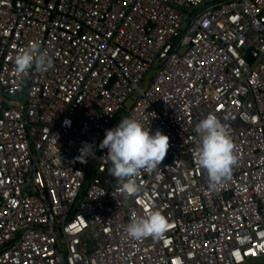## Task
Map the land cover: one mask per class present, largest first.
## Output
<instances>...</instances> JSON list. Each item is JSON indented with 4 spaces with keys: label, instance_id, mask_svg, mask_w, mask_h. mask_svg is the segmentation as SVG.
I'll return each mask as SVG.
<instances>
[{
    "label": "built area",
    "instance_id": "built-area-1",
    "mask_svg": "<svg viewBox=\"0 0 264 264\" xmlns=\"http://www.w3.org/2000/svg\"><path fill=\"white\" fill-rule=\"evenodd\" d=\"M32 44L53 65L18 74ZM210 113L237 160L215 186L195 161ZM129 115L170 137L134 196L99 147ZM153 210L168 228L130 237ZM261 259L264 0H0V264Z\"/></svg>",
    "mask_w": 264,
    "mask_h": 264
},
{
    "label": "clouds",
    "instance_id": "clouds-1",
    "mask_svg": "<svg viewBox=\"0 0 264 264\" xmlns=\"http://www.w3.org/2000/svg\"><path fill=\"white\" fill-rule=\"evenodd\" d=\"M14 63L17 73L24 74L33 67H52L53 59L47 51L32 44L18 52ZM195 130L200 141L195 161L215 186L230 177L237 163L232 137L220 119L211 113L196 124ZM99 147L106 150L110 173L122 181L127 196H134L141 192V185L135 178L142 170L151 171L161 165L170 147V137L160 129L153 132L151 126L129 115L106 130ZM81 152L96 153V150L92 144L86 143ZM168 226L169 218L164 212L153 210L144 216H134L126 230L130 237L141 240L149 236L159 237Z\"/></svg>",
    "mask_w": 264,
    "mask_h": 264
},
{
    "label": "rangeland",
    "instance_id": "rangeland-1",
    "mask_svg": "<svg viewBox=\"0 0 264 264\" xmlns=\"http://www.w3.org/2000/svg\"><path fill=\"white\" fill-rule=\"evenodd\" d=\"M151 74V73H150ZM248 264H264V259H261V260H256V261H253V262H250Z\"/></svg>",
    "mask_w": 264,
    "mask_h": 264
},
{
    "label": "water",
    "instance_id": "water-1",
    "mask_svg": "<svg viewBox=\"0 0 264 264\" xmlns=\"http://www.w3.org/2000/svg\"><path fill=\"white\" fill-rule=\"evenodd\" d=\"M252 58V55H250L249 57H248V60H250Z\"/></svg>",
    "mask_w": 264,
    "mask_h": 264
}]
</instances>
